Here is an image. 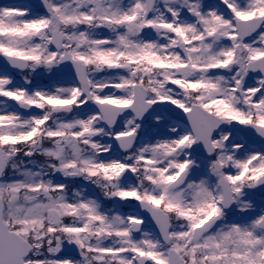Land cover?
Segmentation results:
<instances>
[{"label":"snow or ice","instance_id":"1","mask_svg":"<svg viewBox=\"0 0 264 264\" xmlns=\"http://www.w3.org/2000/svg\"><path fill=\"white\" fill-rule=\"evenodd\" d=\"M0 264H264V0L0 3Z\"/></svg>","mask_w":264,"mask_h":264}]
</instances>
